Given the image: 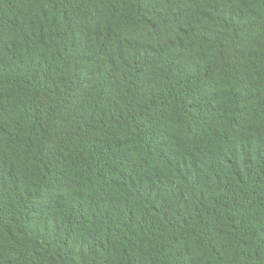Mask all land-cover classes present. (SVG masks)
Segmentation results:
<instances>
[{
  "label": "trees",
  "instance_id": "16d2710c",
  "mask_svg": "<svg viewBox=\"0 0 264 264\" xmlns=\"http://www.w3.org/2000/svg\"><path fill=\"white\" fill-rule=\"evenodd\" d=\"M0 264H264V0H0Z\"/></svg>",
  "mask_w": 264,
  "mask_h": 264
}]
</instances>
